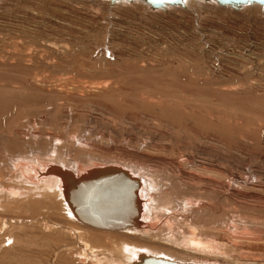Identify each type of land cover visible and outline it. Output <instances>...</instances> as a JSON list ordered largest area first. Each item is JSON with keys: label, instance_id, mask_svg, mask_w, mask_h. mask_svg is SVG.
Wrapping results in <instances>:
<instances>
[{"label": "rangeland", "instance_id": "1", "mask_svg": "<svg viewBox=\"0 0 264 264\" xmlns=\"http://www.w3.org/2000/svg\"><path fill=\"white\" fill-rule=\"evenodd\" d=\"M19 156L144 168L169 207L157 229L183 225L168 237L188 246L196 225L230 247L212 259L264 264L263 7L0 0V177ZM14 196L0 195V264H87L84 240L122 243L71 234L55 199Z\"/></svg>", "mask_w": 264, "mask_h": 264}, {"label": "bare ground", "instance_id": "2", "mask_svg": "<svg viewBox=\"0 0 264 264\" xmlns=\"http://www.w3.org/2000/svg\"><path fill=\"white\" fill-rule=\"evenodd\" d=\"M223 7H231L233 9H238V8H234L232 6H223ZM164 8H166V6ZM155 10H157V9H155ZM13 147H16L15 143H13ZM50 152L51 151H49V153ZM53 152L55 153L56 151H53ZM50 154H49V156H50ZM39 155H43V154L41 153ZM45 155H43L44 157L43 156H40V157L42 159L43 158L45 159ZM56 155H58V154H56ZM49 156H48V158H49ZM34 157H38V156H36V154H34ZM52 157H50V158L52 159ZM38 159H39V163H40L41 159L40 158H38ZM38 159L36 158V160H38ZM59 159H61V158L59 157ZM59 159H53L51 161L45 160L47 162H44L43 164H41V166L38 162L34 161L35 158L33 160V157L31 160H30V158H29V160H27V158H25V156H21V157L19 156L18 159L14 158V160L11 159L13 161H11L9 166H12V170H14V172L11 171V173H9V175H8V173H7L8 171H7L6 172L7 174L1 175V177H0V195L6 194L8 196L7 198L15 199L14 195H16L17 193L20 195V197L26 196L29 194L28 196H26L24 198L26 200V198L29 197L31 199L30 201H33V203L31 202L32 204H34L36 199H42V198L46 199V200L55 199V201L57 203H59V206H60L61 210H63L67 219H70V221L69 220L67 222L65 221L66 226L67 225L69 226L67 228L65 227L67 230L70 229L69 231L72 230V231H74V233L86 231L88 233H94L95 235L99 234L101 236L102 235L103 236L104 235H109V236L113 235L114 237H119V239H121V237H122V239L120 240L122 243L119 245L114 244L115 245L114 249L112 248V246H113L112 244L110 245L112 249L111 248L110 249H108V248L104 249L101 246H93L90 244L91 242L89 243V241L87 242L86 240H84V244L82 242V244L84 245L83 253H82V255L78 256L80 259L77 258V261L81 260L84 263L86 260H88L87 264L88 263L89 264H158V263L164 264L165 262H172V263H178V264H223V263H220V261L222 262V259L224 257L222 258L219 256L220 260L215 259L216 257L213 259L210 257V256L214 255L212 253L213 251H211L212 249H218V252H219L218 255H220L219 250H222L221 249L222 245H224V247H226V246L229 247L228 244H226V246H225L223 238L219 239L218 241H208V240L205 241L202 238H200L203 235H200V233H199L200 230L198 229V227L195 228L196 227V225H195V227H191L190 232H188V233H187V231L189 230V228L187 227L188 229L186 230V233L187 234L191 233L190 235L183 234L184 236L185 235L188 236L189 245L187 246L186 244H183L182 242L180 243L179 238L182 239V237H180V236L178 239L175 238L176 239L175 241H174V236L172 237V235H171L173 240L170 237H168V235L173 234L176 227H174V231L171 230L173 227L170 226L171 229H170V227H168L172 232H170V230L168 228L163 227V228H165V230L168 229L169 230L168 233H170V234L166 233L167 230L163 233L162 231H160L161 230L160 228H158V229L156 228V223L154 221L157 218L156 217L154 218V215H157V212H160L163 209H165L164 204H163V196L164 195H162V192H161L162 190L158 188L159 184L151 177V175L149 173H147V175L148 174L150 175V177H149L145 173L143 174L144 168H142L141 172L140 171L138 172L137 169L134 170L132 167H130L132 165H130V166L125 165L127 162L125 164H122L123 161L120 163H118L116 161H115V163H104V162L103 163H97V160L94 164L92 163L93 165H90V166L88 165L87 167H85V166L84 167H75V165L74 166L71 165L72 162H71V164H69V162L65 161L66 159L65 160H64V158H63V160L62 159L59 160ZM92 159H94V158H92ZM109 160L112 161V159H109ZM106 161L109 162L108 159ZM8 163H5V164L7 165ZM75 163L76 162H74L73 164H75ZM78 163H76V165H78ZM82 163H84V162H82ZM129 163L131 164V162H129ZM28 164H30V165H28ZM135 164H136V162H135ZM85 165H87V164H85ZM9 166H7L5 168H8ZM134 166H136V165H134ZM20 167L22 168V170H19ZM113 169L127 171L129 174H131L133 177H135V179L139 180V182H140L139 183V189L136 192V197H135L136 214L134 216L131 215L130 217L123 220L122 224H124V227L121 229H117V230H103V229H97V228H92V227L86 226L84 223L80 222L77 219V217L74 215V213L70 207V204L67 201V198L69 196V198L71 199V191H73L77 185L87 184L89 182V179L98 175L97 174L98 172L105 171V170L108 171V170H113ZM144 171H146V170H144ZM9 172H10V170H9ZM5 183H9V185H11V186H8V188H6L4 186ZM70 188L72 189L71 191H69ZM157 188L159 189L158 192L159 193L161 192V194H157V193L155 194L156 191L153 192V190H157ZM176 188H177V186H176ZM176 188H175V190H176ZM25 193H26V195H23ZM169 194H171V193H169ZM24 198H21V199H24ZM17 200H19V199H17ZM188 202H190V201H188ZM187 205L189 206V203ZM167 207L165 210H167ZM2 208L5 209V206ZM172 211H174V210H171V212ZM176 211H177V209H176ZM163 212H165V211L163 210L162 213ZM177 212L174 211L173 214H177ZM183 213H184V211H183ZM173 214H172V216H173ZM164 215H165V213H164ZM167 215H168V212H167ZM170 215H168V216L170 217ZM165 217H167V216H165ZM169 217H168V219H169ZM11 220H13V219L11 218ZM157 220H159V219H157ZM169 220H168V223H171V224L175 223L172 219L171 220L173 222L172 221L170 222ZM180 220L182 221L181 218L179 219V221ZM181 221H180V224L182 223ZM164 222H167V219L165 221L161 222L162 223L161 225L165 224ZM176 223H177V221H176ZM186 223H187V221H186ZM171 224H169V225H171ZM161 225H159V226L162 227ZM165 225L167 227V224H165ZM184 225H185V223H184ZM188 225H190V224H188ZM175 226H177V225H175ZM155 228L159 231V232H157V234L155 232L156 231ZM182 228H183V225H182ZM182 228H180V229L182 231H185L186 228L185 227L183 229ZM180 229L178 231V229L176 228V230L179 232V234H180ZM72 231H71V234H73ZM163 231H164V229H163ZM197 232L200 235V237L197 234ZM158 233L161 234L160 237H159ZM182 233H185V232H182ZM163 234H165V235L167 234V236H165ZM162 235L165 236V238L161 237ZM176 235H178V234H176ZM176 235H175V237H176ZM180 235H182V234H180ZM184 236H183V239H186ZM83 237H84V234H83ZM83 237H81V238H83ZM166 237H168V238H166ZM107 238H110V237H107ZM117 239L118 238H116V240ZM136 239H138V240L141 239L143 242H144V240L147 242L153 241L158 246L157 245L156 246L147 245V244H144L143 242L139 243L141 241L140 240L137 241ZM113 240L114 239H111V242ZM116 240H114V241H116ZM81 241H82V239H81ZM185 246H187V247H185ZM209 248H210V250H209ZM199 251L201 253H199ZM216 252H217V250H216ZM211 254H213V255H211ZM223 254H225L224 256H226L225 252H223ZM223 254H221V255L223 256ZM216 255H217V253L215 254V256ZM158 260H161L164 262L161 263V261H158ZM224 261L227 262V259L223 260V262ZM224 264H225V262H224Z\"/></svg>", "mask_w": 264, "mask_h": 264}, {"label": "water", "instance_id": "3", "mask_svg": "<svg viewBox=\"0 0 264 264\" xmlns=\"http://www.w3.org/2000/svg\"><path fill=\"white\" fill-rule=\"evenodd\" d=\"M117 1L120 0H111V4ZM141 1L150 5L152 9H164L167 5L185 6V0ZM216 1L221 6H232L238 9L242 6L258 4L263 7L264 12V0ZM97 174L89 179L87 184L77 185L73 191L70 188L71 199L68 196L67 201L77 219L86 226L103 230L121 229L124 227L123 220L136 214L135 197L140 182L124 170H105ZM164 264L178 263L165 262Z\"/></svg>", "mask_w": 264, "mask_h": 264}]
</instances>
